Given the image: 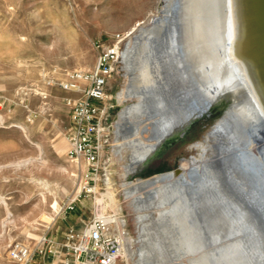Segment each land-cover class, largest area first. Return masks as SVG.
Instances as JSON below:
<instances>
[{"label": "rangeland", "instance_id": "rangeland-1", "mask_svg": "<svg viewBox=\"0 0 264 264\" xmlns=\"http://www.w3.org/2000/svg\"><path fill=\"white\" fill-rule=\"evenodd\" d=\"M183 1L163 20L162 28L131 41V61L137 70L130 82L134 93L123 101L118 97L127 85L124 57L110 79V131L99 184L101 194L109 198H104L102 209L113 207L112 190L127 219L130 264H264V226L249 210L252 205L264 215V202L244 176L252 171L228 158L232 187L223 182L211 157L200 163L181 160L200 153L192 142L221 116L196 118L199 112L195 116L192 109L198 103L204 107L199 100L227 102L231 96L225 91L227 71L211 79L199 76L194 61H188L186 45L194 37L213 36L216 29L229 34L232 23L226 7L217 9L213 0ZM127 3L136 6L124 9ZM162 5L161 0H0V264H18L9 256L15 241L34 250L30 264H65L68 255L62 244L68 228H81L100 212L96 211L100 203L88 194L73 209H60L55 216L57 203L63 206L81 187L67 137L69 100L80 94L51 85L48 79L63 78L70 70H92L101 47L117 35L124 36V56L132 31ZM127 11L130 14H123ZM242 12L238 9V34H245ZM252 61L247 50L237 70L249 72ZM145 63L150 64V73L142 76L138 71ZM184 97L190 98L188 103ZM137 99L140 108L126 121L116 146L119 113ZM168 101L185 107L182 122L169 124V116L177 114L167 109ZM242 114L248 115L246 110ZM190 117L196 119L184 136L172 134L154 150L170 129L188 123ZM13 123H23L33 142ZM40 155L44 160L36 159ZM192 172L198 176L193 184ZM190 194L202 211L213 207L218 213L189 222L181 211H191ZM116 262L127 264L122 257Z\"/></svg>", "mask_w": 264, "mask_h": 264}, {"label": "bare ground", "instance_id": "bare-ground-1", "mask_svg": "<svg viewBox=\"0 0 264 264\" xmlns=\"http://www.w3.org/2000/svg\"><path fill=\"white\" fill-rule=\"evenodd\" d=\"M213 1L216 2L215 5L217 9L226 7V13H230L229 17L232 19L231 31L227 34L226 30L220 32L216 29L214 35L209 36V38L194 37L188 41V44L186 45L187 58L188 61H194L193 64L196 67V72H198L199 76L202 75L211 79V77L215 76V74L220 71H227L226 77H224L225 81H228L227 86H225V91L230 92L229 94L231 96L227 99V102L213 101L207 103L202 99L199 100L204 104V107L209 108L210 104H212V107L219 108L223 113L217 120H215L210 128L204 132L201 139L192 142L193 145L200 147V153L198 155L191 154L188 157L183 156L181 160L189 158L195 163H200L211 157L213 166L222 172L221 177L223 178V182L232 187L233 185L230 182V174L227 170L226 160L230 158L233 161H239V163L244 164L250 171H252L250 174L245 173L244 176L250 180L251 188L256 191L262 199L261 193L264 191V187L260 188V184H264V128L261 127H264V0H222L218 4V0ZM161 2L163 5L160 9L156 13L149 15L146 22L138 29L136 28V31H132L134 34L130 37L124 56H122L124 57L127 85H125V87L118 93V97L121 101H123L128 94L134 93V90H131L130 88V82L135 77L137 70L131 61V41H136L141 38L143 34L149 30H158L162 28L163 20L167 18L171 11H178L182 7L184 1L161 0ZM240 8L243 11L241 14H243L244 23L246 25L245 34L237 33L238 25L236 22H239L237 14L238 9ZM139 24L140 23H138V25ZM206 40L209 41L206 42ZM246 49L253 57L251 65H254H252L249 72L246 70L242 71V69H239V71H241L239 72L237 67H242L240 63L246 56ZM217 65L220 67L219 69H217ZM138 73L140 75L142 74V76L149 74L150 64L145 63V65L139 69ZM151 77H153V75H151ZM188 99L190 98L184 97V100H186L187 103L189 102ZM137 100L138 103L127 105L119 113V119L116 121V146H119L120 144L119 140L122 138V129L126 121L140 108L141 99ZM212 107L209 110H211ZM255 107H259L257 112L254 109ZM171 108L177 115L169 116L167 119L169 124L178 123L177 121L182 122V114L185 115L183 108L185 107H183L181 103L180 108L173 104L170 105V102L168 101L167 109L171 110ZM199 108L198 103L197 107L195 106V108L192 109V111H197L196 113L193 112V115L197 116L199 112L198 117H200L201 113ZM245 110L248 113V115L245 114L247 117L242 114ZM172 111H170V113H172ZM190 118L189 121H192L193 117ZM256 124L259 126L258 128H256ZM12 126L21 128L25 136L33 142L23 123H13ZM175 127H177V124ZM222 140H224L226 144L224 142V144L220 145L219 142ZM35 144L42 152V148L38 142ZM39 158L44 160L41 155L36 159L39 160ZM21 163H17V165L19 166ZM23 164L26 165L24 162ZM239 168L241 169L240 166ZM1 169L2 167L0 166V170ZM192 177L190 183L193 184V182L198 179V176L195 172H192ZM80 189L81 187L79 190ZM109 196L112 201V208L115 209L117 213L121 214L120 220H122L123 224H127L126 217L121 213V205L116 201L112 190H109ZM105 197L107 196L101 194V197L97 196L96 200L98 203L103 204ZM44 198L45 195L43 194L42 199ZM249 206L251 207V205ZM55 208L56 216L61 209V204L58 205L57 203ZM6 210V213L9 216L11 210L7 204ZM122 216L125 217V219H123ZM259 216V219L264 222V215L261 214L260 211ZM5 220H7V218H5L4 221ZM129 236H127L125 240L122 254L119 257H122L127 264H130L129 256L130 246L132 244L129 240ZM116 263L117 262L114 264Z\"/></svg>", "mask_w": 264, "mask_h": 264}, {"label": "built area", "instance_id": "built-area-1", "mask_svg": "<svg viewBox=\"0 0 264 264\" xmlns=\"http://www.w3.org/2000/svg\"><path fill=\"white\" fill-rule=\"evenodd\" d=\"M123 38L117 35L111 43L101 47L92 70H70L63 78L48 79L51 85L80 94L69 100L71 121L67 137L70 142L69 157L79 167L81 189L61 206L63 212L73 209L83 195H93L96 200L101 194L99 184L110 131L107 124L110 115L108 88L121 62ZM106 182L109 183L108 179ZM96 211L100 212L95 213L81 228H68L62 244L68 255L65 264H114L122 254L129 231L127 224L120 220L121 214L112 207L110 210L102 209L101 203ZM49 242L55 243L53 239ZM57 251L56 246L54 252ZM9 256L18 264H30L34 250L26 243L15 241Z\"/></svg>", "mask_w": 264, "mask_h": 264}, {"label": "water", "instance_id": "water-1", "mask_svg": "<svg viewBox=\"0 0 264 264\" xmlns=\"http://www.w3.org/2000/svg\"><path fill=\"white\" fill-rule=\"evenodd\" d=\"M212 107V104H210V107L208 108H206V107H203V108H199L200 109V117H196V118H201V117H209V116H211L212 114H214V113H221V115H222V111L219 109V108H217V107H212V109L211 110H209L210 108ZM213 108H215V109H213ZM209 110V111H208ZM196 118H194V119H196ZM193 120V119H192ZM192 121H188V123H184V124H182L181 126H178V127H175V128H173V129H170V131H168L160 140H159V142L157 143V145H156V147L154 148V150L157 148V147H159V146H161L162 145V143L166 140V138H168V137H170L172 134H179L180 136H184L185 135V133H186V131H187V128H188V126L190 125V123H191ZM259 126L256 124V128H258ZM261 130V129H260ZM153 150V151H154ZM152 151V152H153ZM143 166V163L141 164V166L139 167V168H141ZM161 173V172H160ZM264 187V184L262 185V184H260V188H263ZM261 195H262V203L264 202V191H262V193H261ZM189 199L190 200H192V199H194V200H192L191 202H190V204H189V206H190V210L191 211H181L182 212V214L183 215H186V213L188 214L187 215V220L189 221V222H191L192 223V217L194 218L195 217V219L196 218H198V219H200V220H203L204 218L203 217H208V216H213V214H216V213H218V211H212V208H211V211H207L206 210V208L204 209L205 211H202V209H200V207L198 206L199 205V203L200 202H195V198H194V195L192 196L191 194H190V196H189ZM189 200V201H190ZM187 204V203H186ZM185 204V205H186ZM188 205V204H187ZM210 206H213V204H211ZM208 207V206H207ZM250 209V211H251V213L253 214V215H255V217H259L260 218V216H259V211H261V209L259 210V209H256V207H254V206H252L251 205V207H249ZM261 208H263V210L262 211H264V203L262 204V206H261ZM192 209H195V211H192ZM208 209V208H207ZM237 212H239V211H237ZM258 218V219H259ZM259 223L262 225V227L264 226L263 225V221H261V219H259Z\"/></svg>", "mask_w": 264, "mask_h": 264}, {"label": "crops", "instance_id": "crops-1", "mask_svg": "<svg viewBox=\"0 0 264 264\" xmlns=\"http://www.w3.org/2000/svg\"><path fill=\"white\" fill-rule=\"evenodd\" d=\"M135 4H133V3H127V4H125L124 6H123V8L125 9V8H135ZM122 8V9H123ZM123 14H130V11H127V12H124ZM66 259H67V257H66Z\"/></svg>", "mask_w": 264, "mask_h": 264}]
</instances>
